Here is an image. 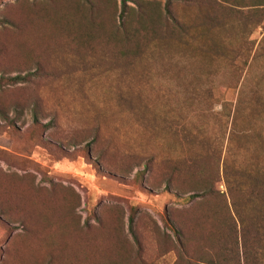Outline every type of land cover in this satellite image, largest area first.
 Instances as JSON below:
<instances>
[{"label":"rangeland","instance_id":"rangeland-1","mask_svg":"<svg viewBox=\"0 0 264 264\" xmlns=\"http://www.w3.org/2000/svg\"><path fill=\"white\" fill-rule=\"evenodd\" d=\"M235 100L230 154L264 163V9L0 0V264L230 257Z\"/></svg>","mask_w":264,"mask_h":264},{"label":"trees","instance_id":"trees-1","mask_svg":"<svg viewBox=\"0 0 264 264\" xmlns=\"http://www.w3.org/2000/svg\"><path fill=\"white\" fill-rule=\"evenodd\" d=\"M126 1L120 0L121 5H124ZM216 1L232 7L252 8L254 12L264 9V0ZM169 18L173 20L170 14ZM252 95L251 99H254L256 92L254 91ZM238 105V101L235 100L226 137V152L222 159V179L228 205H224V207L222 205L223 213L221 215L226 228H228L230 235H232L230 246L223 249L224 252L227 251L230 257L224 256V252L217 253L213 255V258L218 259L220 258L219 256L223 255L220 262L209 258L207 259L209 264H237L239 260H241L242 264H246V258L251 259L252 264L264 262V163L261 161L260 163L252 160L247 161L246 159L241 160L235 154H230L233 138L229 129L238 118ZM235 134L238 135L237 133ZM236 158L240 160L238 161ZM210 193H212L211 189L206 187L201 192L189 194L187 198L193 199ZM247 264L250 263L247 262Z\"/></svg>","mask_w":264,"mask_h":264}]
</instances>
